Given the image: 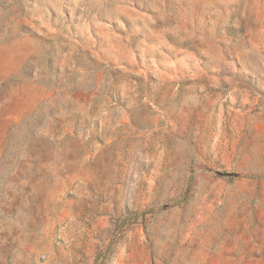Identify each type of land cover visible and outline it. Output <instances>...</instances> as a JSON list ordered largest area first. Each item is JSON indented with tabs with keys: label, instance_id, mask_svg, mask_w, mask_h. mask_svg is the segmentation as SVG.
Masks as SVG:
<instances>
[{
	"label": "rangeland",
	"instance_id": "rangeland-1",
	"mask_svg": "<svg viewBox=\"0 0 264 264\" xmlns=\"http://www.w3.org/2000/svg\"><path fill=\"white\" fill-rule=\"evenodd\" d=\"M0 264H264V0H0Z\"/></svg>",
	"mask_w": 264,
	"mask_h": 264
}]
</instances>
